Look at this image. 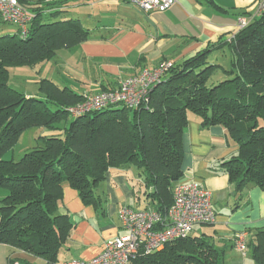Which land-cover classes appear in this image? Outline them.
<instances>
[{"label":"trees","instance_id":"obj_1","mask_svg":"<svg viewBox=\"0 0 264 264\" xmlns=\"http://www.w3.org/2000/svg\"><path fill=\"white\" fill-rule=\"evenodd\" d=\"M16 2L34 15L27 39L19 32L0 37V244L57 264L75 225L60 213L64 187L78 192L86 206L103 208L97 188L111 169H135V210L166 214L174 189L183 180V136L188 114L204 129L222 127L237 154L221 164L235 191H264V12L229 42L210 44L174 64L138 109L114 106L79 118L69 108L84 96L50 80L38 84L39 97H27L10 84L17 68H41L61 50L84 43L89 31L78 20H55L31 0ZM208 5L215 6L212 0ZM65 2L47 7L59 8ZM230 52L228 69L212 61L214 52ZM225 75L216 79V73ZM227 78V79H226ZM121 107V108H120ZM32 129L62 132L38 137V145L19 161L4 159ZM256 264H264V229L248 246ZM224 252L212 240L189 236L131 264H224Z\"/></svg>","mask_w":264,"mask_h":264},{"label":"crops","instance_id":"obj_2","mask_svg":"<svg viewBox=\"0 0 264 264\" xmlns=\"http://www.w3.org/2000/svg\"><path fill=\"white\" fill-rule=\"evenodd\" d=\"M31 1L48 15L59 13L55 15L57 21L78 20L89 36L81 45L59 51L56 59L41 68L14 69L10 84L27 97H39L38 84L42 80L92 96L115 90L121 81L163 62L180 64L210 44L229 42L238 33L240 20L250 23L261 17L260 4L264 0H212L215 6L206 0H176L169 11L152 14L128 0ZM52 2L65 4L47 7ZM211 59L226 69L230 67L228 50L212 53ZM224 78V74L216 73V79ZM51 135L62 132L42 130L38 137ZM37 139L31 147L38 145ZM14 151L4 159H14ZM183 152V180L198 181L210 190L216 213L213 224L194 227L191 236L212 240L224 252V264H256L249 248L245 255L235 248V236L243 234L248 247L256 232L264 229V191L253 187L236 192L221 168L223 162L237 154L238 147L228 143L222 127L204 129L200 118L189 113ZM137 174L133 168L111 169L107 180L96 190L102 209L84 205L78 192L65 185L60 213H68L75 228L57 264L89 261L103 251L106 242L125 235L119 211L138 204L133 190ZM5 196L6 192L0 191V206ZM14 262L48 264L0 244V264Z\"/></svg>","mask_w":264,"mask_h":264},{"label":"built area","instance_id":"obj_3","mask_svg":"<svg viewBox=\"0 0 264 264\" xmlns=\"http://www.w3.org/2000/svg\"><path fill=\"white\" fill-rule=\"evenodd\" d=\"M128 1L147 14L165 13L176 3V0ZM260 12H264V1L260 4ZM33 20L34 15L16 0H0V21L16 26L21 39L28 38ZM248 24L246 19L240 20L239 31ZM173 65L172 62H163L154 69H145L140 75L121 81L115 90L84 96L81 103L69 108V114L71 118H79L120 105L138 109L149 102L152 91ZM119 218L125 235L106 242L103 251L89 261L72 260L63 264H131L142 255L154 254L172 242L188 238L196 226L213 224L216 213L212 192L198 181L183 180L175 187L174 202L166 214L124 206L119 211ZM235 248L246 254L248 247L243 234L235 236Z\"/></svg>","mask_w":264,"mask_h":264},{"label":"rangeland","instance_id":"obj_4","mask_svg":"<svg viewBox=\"0 0 264 264\" xmlns=\"http://www.w3.org/2000/svg\"><path fill=\"white\" fill-rule=\"evenodd\" d=\"M54 3V2H52ZM18 28L14 25L4 24L0 21V37L4 35H14V33H17ZM13 78V74H12ZM227 79V78H226ZM13 85L15 86V81L12 80ZM121 108V107H120ZM40 132H42V129H32L28 131L27 135H24V137L21 139V142L15 146L14 151V160L19 161L21 157L24 155V153H28L32 151L35 147L31 145L34 143V140L38 138ZM10 154V153H9ZM4 192V191H3ZM135 207L143 208L144 204L141 203L139 205L134 204Z\"/></svg>","mask_w":264,"mask_h":264}]
</instances>
